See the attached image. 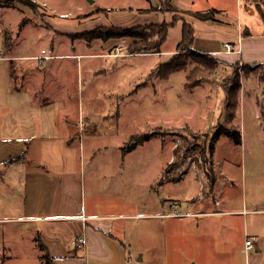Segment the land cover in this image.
Listing matches in <instances>:
<instances>
[{
    "label": "rangeland",
    "instance_id": "rangeland-1",
    "mask_svg": "<svg viewBox=\"0 0 264 264\" xmlns=\"http://www.w3.org/2000/svg\"><path fill=\"white\" fill-rule=\"evenodd\" d=\"M35 1L39 4L32 10L18 0H0V6L7 7L0 9V38L6 43L4 49L9 47L15 54H70L58 60L48 59L50 55L39 59L54 74L41 79L35 75L34 84L38 94L44 95L60 83L64 89H59L58 97L67 108L63 112L77 114L81 107L94 123L93 130L82 127L79 131L77 157L88 162L94 156L95 165L108 167L112 173H101L96 178L100 184L92 193L89 183L93 177H86L84 201L110 215L113 234L127 244L128 264H264V116L246 104L237 112L238 127L235 118L228 120L224 105L223 83L236 70L246 77L242 81L248 89L244 97L254 102L252 95L258 94L264 115L263 82L252 68L243 69L242 63L236 67L212 56L219 61L194 78L202 85L191 91L184 86L187 74L194 67L203 68L205 60L194 54L193 46L180 53L179 60L185 63L182 70L168 78L155 72L160 62L177 52L180 27L168 34L163 51L154 53H129L127 46L133 41L129 36L108 41L71 36L100 25L123 28L156 18L161 21L162 13L197 20L191 11L172 13L169 2L192 11L216 7L211 23L225 21L221 29L236 34L242 27L249 30L250 35H243L245 55L254 47L251 40L261 35L264 25L256 7L264 11V2ZM153 5H160L161 10L150 11ZM153 31L147 32L151 35ZM257 70L264 77V64ZM231 124L240 128L241 143L220 132L211 149L216 129ZM144 132L157 134L135 150L124 151L132 136ZM93 146L99 149H90ZM33 149L31 146L22 165L11 166L0 175V215L13 217L0 219V264H43L36 236L14 219L23 214L19 207L25 199L14 188L22 189L19 185L26 179V165L33 162ZM203 200L211 212L196 213L205 209L200 205ZM246 236L254 243L248 250Z\"/></svg>",
    "mask_w": 264,
    "mask_h": 264
},
{
    "label": "crops",
    "instance_id": "crops-1",
    "mask_svg": "<svg viewBox=\"0 0 264 264\" xmlns=\"http://www.w3.org/2000/svg\"><path fill=\"white\" fill-rule=\"evenodd\" d=\"M262 1L264 2V0ZM172 6L179 12H195L187 8L179 9L173 4ZM5 7L0 6V9ZM162 14L164 16L162 20H171L170 13ZM153 22H160V20L157 21L156 18ZM190 22L196 29L193 41V48L196 51L209 53L228 64L236 61L253 65L259 64L256 61L264 63V26L261 29L260 37L251 40V45L254 47L243 55V45L246 42V37L243 35H250L247 27H242L236 34L221 29L222 24H227L225 21L224 23L214 21L211 23V20L197 19ZM262 22L264 25L263 19ZM176 27H180L178 33L180 40L183 28L181 21L176 22L169 29V34ZM229 41L236 46V51L228 53L224 50V43ZM4 44L6 45L0 38V115L5 116L4 118L0 116V175L6 173L5 171L11 166L22 165L25 155L31 154L30 147L34 148L32 155L34 159L30 160L33 162L29 163V166L26 165L24 172L26 179L22 172L25 179H23L22 185H19L22 189L14 188L22 196L25 194L24 202L19 207L23 214L14 219L22 221L21 226L36 236L38 244L41 242L45 246L47 253L53 259V264H128L129 254L125 252L127 244L118 235L113 234L114 225L108 220L110 215L100 213L94 204L87 205L84 201L83 190L84 181L87 184L86 177L89 179L93 177L89 183L90 193H92L101 181L97 182L96 178L104 172L112 173L108 167L101 169L95 165L97 159L94 156H91L87 160L88 162L82 156L77 157L79 151L75 148V140L78 139L79 131L82 127L93 130L94 123L81 107L77 114L63 112L67 108L58 97L59 89H64L60 83L56 82L53 89L44 95L41 92L38 94L34 84L35 75L41 79L54 74V69L49 71L48 68L42 67L44 63L39 59H45L50 55L48 59L58 60L68 58L66 56L70 54H15L9 47L4 49ZM174 49L175 47L168 53L174 52ZM249 61L253 63H249ZM245 78L241 77V85ZM201 85L202 82L195 88ZM262 85L261 89L264 95V82ZM195 88L191 91H194ZM247 90L242 85L238 96L237 112L239 110L241 113V109L246 104H251L257 109L260 116H264L257 99L258 94L252 95L254 100L252 102L248 97H244ZM206 96L208 97V95ZM224 101H226V93ZM237 112L235 123L238 125ZM25 144L27 145L24 146ZM142 144H138L136 147ZM78 147L81 152V142ZM84 148L83 144V150ZM90 149L96 151L99 147L93 146ZM11 158L16 160L10 161ZM166 165L165 162L164 167ZM27 197L30 199L27 200ZM207 204L208 202L203 200L200 205L205 209L197 212L193 210V212L199 214L211 212L208 211ZM165 206H168L167 203ZM9 218L13 219V217L0 215V219ZM78 237L84 238V244L79 243ZM37 246L40 247V245ZM43 252V250L40 252L41 256Z\"/></svg>",
    "mask_w": 264,
    "mask_h": 264
},
{
    "label": "trees",
    "instance_id": "trees-1",
    "mask_svg": "<svg viewBox=\"0 0 264 264\" xmlns=\"http://www.w3.org/2000/svg\"><path fill=\"white\" fill-rule=\"evenodd\" d=\"M19 2L29 6L32 10L36 9L38 6V2L35 0H18ZM163 0H161L162 2ZM163 1L162 3L164 4ZM103 8V7H102ZM257 10H259L261 17L264 21V11L261 10L259 5L256 7ZM103 10L107 11L106 8H103ZM153 10H161L160 6H155L150 9V11ZM168 10H170L172 13L176 11L175 7L172 6V4L169 2ZM213 11H216V8H212L208 11H195L193 12V16L196 19L200 20H212L213 17ZM175 13V12H174ZM212 13V14H211ZM181 21L182 22V36L181 39L178 41L176 46L175 53L171 54L169 58L166 61L160 62L156 67V73L162 78H168L171 73L174 71H179L184 68L185 63L181 62L179 60L180 53L185 49V47H191L194 44V38L196 34V29L193 26V24L186 20L184 17L174 15L172 16L171 20H162L160 22H153V23H138V25L128 26V27H117L113 24L106 25H100L96 28H93V30L84 31V32H78V34H71V36L77 37L82 36L87 40H91L93 38H100L103 41L109 40V38L113 37H123V36H129L133 38V41L129 43L127 46L129 53H154V52H161L162 46L164 45V42L167 40L169 29L176 24V22ZM153 31V34H149L147 31ZM194 54L197 56L205 57V60L203 61V68H192L189 73L187 74V81L185 82L186 87L193 89L195 86L199 85L200 80H196V76H198L200 73L207 72L209 69H211V63H214L217 60H212V55L206 52L202 51H194ZM219 61V60H218ZM221 61V60H220ZM232 65H235L238 67L240 64L239 61L232 62ZM260 63L253 66V64L244 63L243 69H247L248 67L252 68L250 70L253 71L254 75H257L259 80H262L264 82L263 75H258L257 68H259ZM249 75L248 73L244 72V76ZM224 90L226 93V105H225V111L227 112L228 120L231 121L236 117V112L238 109L239 101L238 96L239 92L241 90V75L238 71L235 70V74L232 79H230L229 82L225 84L223 83ZM220 132H223L226 134L229 138H232L234 143H241V131L236 125L231 124L230 126H222L216 129L214 134L211 137L210 141V148L213 149L214 143L217 141V137ZM155 133L154 132H144L141 133V135H134L130 139V141L127 143L125 147H123L124 151H130L133 148H135L138 144H142V142L150 139ZM22 157H24V154H22ZM20 157V158H22ZM16 159L11 158L10 161H14ZM40 248L44 251L42 254L43 257V264H53L52 257L47 253L45 246L40 242L39 243Z\"/></svg>",
    "mask_w": 264,
    "mask_h": 264
},
{
    "label": "built area",
    "instance_id": "built-area-1",
    "mask_svg": "<svg viewBox=\"0 0 264 264\" xmlns=\"http://www.w3.org/2000/svg\"><path fill=\"white\" fill-rule=\"evenodd\" d=\"M224 50L226 52H228V53L232 52V51H236V46L231 41L225 42L224 43ZM77 240H79L80 244H84V242H85L83 237H78ZM252 245H253V240L251 239V237H247L245 239V248H246V250L250 249V247H252Z\"/></svg>",
    "mask_w": 264,
    "mask_h": 264
}]
</instances>
